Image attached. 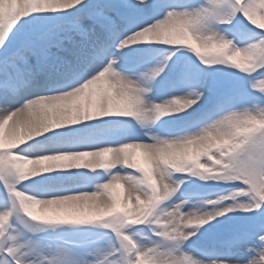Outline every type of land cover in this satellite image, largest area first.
<instances>
[{"label":"snow or ice","instance_id":"6c2138e0","mask_svg":"<svg viewBox=\"0 0 264 264\" xmlns=\"http://www.w3.org/2000/svg\"><path fill=\"white\" fill-rule=\"evenodd\" d=\"M0 264H264V0H0Z\"/></svg>","mask_w":264,"mask_h":264}]
</instances>
